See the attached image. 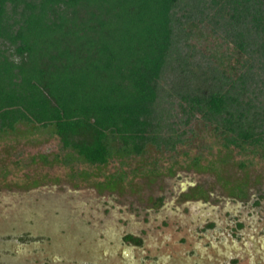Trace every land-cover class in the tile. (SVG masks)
Instances as JSON below:
<instances>
[{"label":"trees","instance_id":"16d2710c","mask_svg":"<svg viewBox=\"0 0 264 264\" xmlns=\"http://www.w3.org/2000/svg\"><path fill=\"white\" fill-rule=\"evenodd\" d=\"M22 125L91 165L199 125L264 158V0H0V135Z\"/></svg>","mask_w":264,"mask_h":264},{"label":"rangeland","instance_id":"374dc122","mask_svg":"<svg viewBox=\"0 0 264 264\" xmlns=\"http://www.w3.org/2000/svg\"><path fill=\"white\" fill-rule=\"evenodd\" d=\"M18 130L0 135V264H264L263 149L199 125L176 152L117 140L91 165L54 128Z\"/></svg>","mask_w":264,"mask_h":264}]
</instances>
